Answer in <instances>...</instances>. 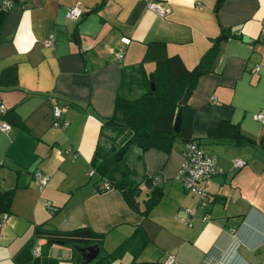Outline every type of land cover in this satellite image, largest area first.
I'll return each mask as SVG.
<instances>
[{
	"label": "crops",
	"instance_id": "1",
	"mask_svg": "<svg viewBox=\"0 0 264 264\" xmlns=\"http://www.w3.org/2000/svg\"><path fill=\"white\" fill-rule=\"evenodd\" d=\"M101 1L16 0L6 9L0 71L15 66L17 86L0 88V103L10 111L5 119L0 115L10 125L0 130V191L15 190L9 220L0 223V264H14L34 226L45 221L60 230L88 226L104 233L107 251L140 226L148 239L143 260L171 254L174 264H264V124L254 116L264 111V0H222L218 7V0H153L166 7L163 17L144 0H105L84 17H66L68 7L78 5L83 14ZM50 36L53 45L47 46ZM213 40L219 52L212 71L199 76L187 96L193 136L221 169L207 185L206 208L177 176L183 139L169 152L149 148L131 164L134 181L146 175L163 189L147 217L132 210L118 189L97 191L90 171L101 121L113 114L118 93L135 98L147 90L155 63L142 61L146 43L164 42L169 56L192 69ZM224 120L254 144L208 137ZM37 171L47 177L42 187ZM185 207L192 210L189 225L181 220ZM33 242L35 264H45L43 252L58 264H74L69 247ZM131 260L126 252L120 262Z\"/></svg>",
	"mask_w": 264,
	"mask_h": 264
},
{
	"label": "trees",
	"instance_id": "2",
	"mask_svg": "<svg viewBox=\"0 0 264 264\" xmlns=\"http://www.w3.org/2000/svg\"><path fill=\"white\" fill-rule=\"evenodd\" d=\"M14 1L16 0H8L9 6ZM221 1H217V7L221 4ZM104 2L105 0H102L81 16L84 17L87 13L97 11L103 6ZM3 8L0 9V29L7 9ZM218 52L219 42L213 40L196 66L188 69L178 55L169 56L166 53L164 42L149 41L146 43L142 61H153L155 63L154 70L148 76L149 85L147 90L135 98H128L118 93L113 114L101 121L98 141L91 158V168L93 174L95 173L97 176L94 181L97 191L103 192L110 188L118 189L132 210L143 217L149 215L152 208L163 196V189L155 183L152 177L146 175H143L139 181H134L132 175L135 169L124 162L125 153L130 146L134 145L139 149L137 160H140L143 152L149 148L169 152L177 139L197 140L200 143L199 139L193 136L194 110L189 107L187 100L182 105L179 104V101L186 91L188 96L195 88L199 76L212 71ZM151 83L154 84V89H151ZM16 86L15 66H9L1 70L0 88ZM179 110L181 111L180 129L175 132L173 124ZM9 112L5 110V113L1 116L5 119ZM207 136L230 138L237 145L254 144V140L245 136L238 125L225 120L209 129ZM260 145L264 151V138ZM207 185L205 199L192 194L198 198V207L202 209L209 204ZM14 190L15 188H10L0 191V214L9 212ZM184 213V216L188 215L185 210ZM191 213L188 215L190 221L186 225L191 223ZM204 217L208 218L206 214L203 215V221L206 220L203 219ZM104 235V233L95 232L88 226L60 230L50 227L49 223L45 221L34 226L33 238L15 256L14 264H35L38 261L31 252L35 238L43 239L46 246L57 244L69 247L72 250L71 259L74 264H122L120 260L126 252L132 255L129 264H165V260L138 259L148 241L144 230L140 226H135L133 232L111 251H107L103 247ZM91 246L99 247V253L93 260L86 261L83 258L81 248ZM40 255L43 257L45 264L59 263L57 258L44 252Z\"/></svg>",
	"mask_w": 264,
	"mask_h": 264
},
{
	"label": "built area",
	"instance_id": "3",
	"mask_svg": "<svg viewBox=\"0 0 264 264\" xmlns=\"http://www.w3.org/2000/svg\"><path fill=\"white\" fill-rule=\"evenodd\" d=\"M146 6L154 11L159 16L163 17L166 14V7L157 1L153 0H144ZM2 6L4 8L9 7V2L4 1ZM82 10L78 5H73L68 7L66 10V17L70 19H75L80 17ZM261 35L264 37V21L263 29L261 30ZM127 41V40H126ZM45 45H53V37L50 36L46 41ZM118 58H122V54L118 55ZM211 99H215V96H212ZM6 107L3 103H0V115L5 113ZM60 108L55 105L53 107V116L55 118L54 125H59L58 118L60 117ZM255 119L261 121L264 124V111H259L255 115ZM66 124V123H65ZM10 128V125L5 122H0V130L7 131ZM183 160L178 170V178L182 181L184 189L194 195L199 196L201 199L206 198V185L209 179L221 171V169L216 164L215 156L207 153L203 146L197 140H191L185 143V147L182 151ZM243 161L236 160L235 165L238 167L243 166ZM93 174V171H90ZM35 179L39 185L42 187L47 182V177L41 172L37 171L35 173ZM46 206L53 209L52 205L48 202ZM185 212L189 215L191 210L189 208L184 209ZM183 216L181 220L183 223L188 224L190 221V216ZM204 220L206 217L203 218ZM9 220L8 213L0 214V223H5ZM33 254L38 255L39 250L37 248L33 249ZM165 264H174V257L170 254L164 261Z\"/></svg>",
	"mask_w": 264,
	"mask_h": 264
},
{
	"label": "water",
	"instance_id": "4",
	"mask_svg": "<svg viewBox=\"0 0 264 264\" xmlns=\"http://www.w3.org/2000/svg\"><path fill=\"white\" fill-rule=\"evenodd\" d=\"M225 35H220L217 40H221ZM244 40H246L245 36L243 37ZM151 89H154V84L151 83L150 84ZM187 100V91L184 93V95L182 96V98L179 101V104L182 105L185 101ZM180 123H181V111L179 110L176 114L175 117V121L173 124V129L175 132H178L180 129ZM183 141L186 143L188 142V139H183ZM81 252L83 254V258L86 261H91L94 258H96V256L99 253V247L97 246H91V247H86V248H81Z\"/></svg>",
	"mask_w": 264,
	"mask_h": 264
},
{
	"label": "rangeland",
	"instance_id": "5",
	"mask_svg": "<svg viewBox=\"0 0 264 264\" xmlns=\"http://www.w3.org/2000/svg\"><path fill=\"white\" fill-rule=\"evenodd\" d=\"M136 151H138V148L133 145V146H130L125 153L124 162L127 163L129 166L131 164H133V162H135V160L137 161ZM110 250H112V249H110ZM138 259L143 260L141 257H139Z\"/></svg>",
	"mask_w": 264,
	"mask_h": 264
}]
</instances>
